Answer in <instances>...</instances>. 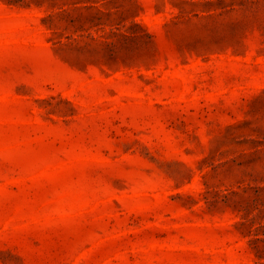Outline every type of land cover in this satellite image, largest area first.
<instances>
[{"label": "rangeland", "instance_id": "obj_1", "mask_svg": "<svg viewBox=\"0 0 264 264\" xmlns=\"http://www.w3.org/2000/svg\"><path fill=\"white\" fill-rule=\"evenodd\" d=\"M0 264H264V0H0Z\"/></svg>", "mask_w": 264, "mask_h": 264}]
</instances>
